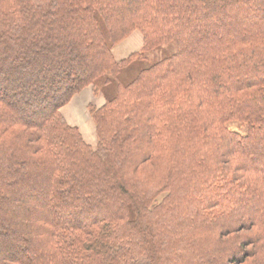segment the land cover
<instances>
[{"label": "trees", "instance_id": "obj_1", "mask_svg": "<svg viewBox=\"0 0 264 264\" xmlns=\"http://www.w3.org/2000/svg\"><path fill=\"white\" fill-rule=\"evenodd\" d=\"M0 264H264V0H0Z\"/></svg>", "mask_w": 264, "mask_h": 264}, {"label": "rangeland", "instance_id": "obj_2", "mask_svg": "<svg viewBox=\"0 0 264 264\" xmlns=\"http://www.w3.org/2000/svg\"><path fill=\"white\" fill-rule=\"evenodd\" d=\"M130 36H135V37H137V40H138V47L140 46V42H141V35H140V32L139 31H137V30H135V31H133L131 34H130ZM122 41H124V40H122ZM122 41L121 42H119V43H117L114 47H113V49H114V56L116 57V58H120L119 57V53L116 51V49H118V47H120L121 45H122ZM141 47V46H140ZM135 48H137V47H134L133 49H130V51L131 50H134ZM130 51H126V53L125 54H128V52H130ZM175 51V46H174V44H167V45H163V46H161V47H159V48H156V49H154V50H152V51H150V52H148V53H146V54H144V58L143 59H140L139 61H136V63H134V64H132L130 67L128 66V67H126V68H123L122 70H121V74H120V76H119V80L122 82V83H126V82H128V81H130L132 78H134L135 77V75H136V72H137V70H139L140 68H143V67H146V66H148L149 64H151L152 62H155V61H157V60H159V59H161V58H163V57H165V56H168V55H170V54H172L173 52ZM124 56V55H123ZM123 56H121V57H123ZM56 76H57V74H56V72H54V73H52L51 75H50V79H55L56 78ZM28 77V74L26 73V72H24V73H22V75H21V79H25L26 80V78ZM27 81H29V82H31L32 84H34L35 83V80H34V76H32V77H28V80ZM114 84V81H111L110 82V84L109 85H107V86H105L104 87V90H103V93L105 94V96L107 95V94H109L110 93V90H109V88L111 87L110 85H113ZM54 86V85H53ZM107 88H108V90H107ZM89 88H84L83 90H81L80 92H78L74 97H73V100L71 101V102H69V103H67L66 105H64L63 107H61V109H60V111H61V113L63 112V113H66V115H67V117L68 116H70L71 117V113L72 112H75V107L73 106V103L72 102H74V98L76 97V96H78V95H81L82 93H84L86 90H88ZM103 89V88H102ZM105 90H107V93H106V91ZM89 96H90V101H89V103L90 104H93V105H95V106H100L102 103H103V98L100 96V97H95V96H93L92 95V93H91V90H90V94H89ZM12 98V96L11 95H9V98ZM92 97H93V99H92ZM88 103V104H89ZM68 105H69V107H68ZM80 105H81V103H80ZM80 107H84V105H81ZM77 108V110H78V112L80 113V114H82L84 117H85V119H86V121H89L91 124H93V122H92V119H91V117L89 116V114H88V111H87V109H85V113H81V109L82 108ZM39 111V108L38 109H36L35 110V112H38ZM63 115V114H62ZM64 116V115H63ZM230 128H232V129H234V130H237L238 132H240V133H244L245 132V130L243 129V128H241V127H239V126H237V125H230L229 126ZM81 130H84V135H85V137H89L90 139L88 140V141H92V139H93V137H92V133H93V135H94V137H95V133H94V124H93V126L91 127V126H88V131L84 128V127H82V129ZM91 137H92V139H91ZM87 140V139H86ZM74 207H72V208H70V209H73ZM69 209V210H70Z\"/></svg>", "mask_w": 264, "mask_h": 264}, {"label": "crops", "instance_id": "obj_3", "mask_svg": "<svg viewBox=\"0 0 264 264\" xmlns=\"http://www.w3.org/2000/svg\"><path fill=\"white\" fill-rule=\"evenodd\" d=\"M131 34V33H130ZM138 45V40H137V37H133V36H130V35H128L125 39H124V41H122V45L120 46V47H118V49H116V51L119 53V57L120 58H116L115 56V58L116 59H122V58H125L126 56H128L130 53H132V52H134V51H137L139 48H140V46H141V42H140V46L138 47L137 46ZM134 47H137V48H135L134 50H131L130 51V49H133ZM126 51H130V52H128V54H125L126 53ZM112 52L114 53V49L112 50ZM114 55V54H113ZM124 55V56H123ZM121 56H123V57H121ZM89 94H90V88L88 89V90H86L84 93H82L81 95H78V96H76L75 98H74V102H72L73 103V106L76 108L75 109V112H72L71 114V117L70 116H68L67 117V115H66V113H63L62 112V114L64 115V118L66 119V121L68 122V123H70V124H72V125H75L76 127H78V129H79V131L82 133V135H83V137H84V139L86 140V142H88V143H90V144H93L94 142H95V137H94V135H93V133H92V137H93V139H92V137H91V139H92V141H88L90 138L89 137H85V135H84V130H81L82 129V127H84L86 130L88 129V126H93V124H91L89 121H86V119H85V117L82 115V114H80L79 112H78V110H77V108H79L81 105H84V107L82 108V107H80V108H82L81 109V113H85V109H86V106H87V104L89 103V101H90V96H89ZM98 97H100V96H98ZM92 99H93V97H92ZM72 100H73V98H72ZM71 100V101H72ZM70 101V102H71ZM80 103H81V105H80ZM68 107H69V105H68ZM88 131V130H87Z\"/></svg>", "mask_w": 264, "mask_h": 264}]
</instances>
